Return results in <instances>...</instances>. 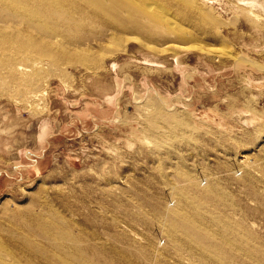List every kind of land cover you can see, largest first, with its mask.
Masks as SVG:
<instances>
[{"label": "rangeland", "instance_id": "374dc122", "mask_svg": "<svg viewBox=\"0 0 264 264\" xmlns=\"http://www.w3.org/2000/svg\"><path fill=\"white\" fill-rule=\"evenodd\" d=\"M187 1L0 68V264H264V0Z\"/></svg>", "mask_w": 264, "mask_h": 264}, {"label": "bare ground", "instance_id": "6f19581e", "mask_svg": "<svg viewBox=\"0 0 264 264\" xmlns=\"http://www.w3.org/2000/svg\"><path fill=\"white\" fill-rule=\"evenodd\" d=\"M170 1L180 6L182 4L191 6V3L187 0ZM67 5H72V8H66ZM73 10L80 12L78 13L80 16L79 19L78 17L77 19L75 18ZM139 17H143L144 20L153 23L155 25V31L161 27L164 31H172L171 34L174 38H170H173V40L169 37L161 38L159 36L160 40L166 42H182L181 40H187L189 37L188 31L183 29V27L169 25L168 19L162 20L161 17L151 14L150 8L144 5V0H0V54L7 58V62L1 63L0 68L7 63L17 64V59L20 56L43 54L49 51V49L51 50L52 47H57L58 50L62 45L63 47L61 48L64 54H86L87 50L84 41H89L91 36L83 33L81 27L84 28L90 21L100 23L104 27L100 30V36L102 38H104L103 36H109V34L132 35V33L136 34V32L153 31L147 29L148 24L145 27V22H140ZM63 25L66 26L65 29ZM130 28H133V30H129ZM110 30H112V33H108ZM160 35L164 36V34ZM185 43L190 44V41H186ZM203 51L208 54L211 53L210 49L204 48ZM20 64L17 65L19 66V70L26 72L25 65H23L24 68ZM31 82L28 81V83ZM30 229L37 237H42L47 240L46 242L51 244L52 240L50 237L40 230V228ZM48 233L53 232L49 231ZM67 237L65 238L67 239ZM3 243L6 242L0 239V259L6 256L9 259L7 254L12 250L8 249ZM50 244L47 245L50 246ZM26 245L31 247L35 244L33 242H27ZM26 245L22 243V247L25 249H27ZM54 247L56 248L55 245ZM13 254L15 255V252ZM42 256L46 258V256ZM68 258L69 260L71 259L70 256ZM48 260L49 262L54 261L52 257ZM61 261H54V264H70V262L61 263ZM3 263L6 264L5 262ZM8 263L10 262L8 261ZM27 263L29 264L30 262Z\"/></svg>", "mask_w": 264, "mask_h": 264}]
</instances>
